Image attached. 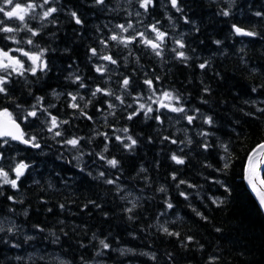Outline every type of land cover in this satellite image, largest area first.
I'll use <instances>...</instances> for the list:
<instances>
[{
	"label": "trees",
	"instance_id": "16d2710c",
	"mask_svg": "<svg viewBox=\"0 0 264 264\" xmlns=\"http://www.w3.org/2000/svg\"><path fill=\"white\" fill-rule=\"evenodd\" d=\"M142 2L14 0L43 7L23 23L0 13L15 30L0 31L13 58L0 112L29 141L0 137V264H264L246 180L264 142V0Z\"/></svg>",
	"mask_w": 264,
	"mask_h": 264
},
{
	"label": "snow or ice",
	"instance_id": "6c2138e0",
	"mask_svg": "<svg viewBox=\"0 0 264 264\" xmlns=\"http://www.w3.org/2000/svg\"><path fill=\"white\" fill-rule=\"evenodd\" d=\"M103 0H97V3H102ZM43 3L44 4H48L49 3V0H43ZM152 3V0H143L141 6L144 7L145 9L147 8V6L149 4ZM171 3H172V6L175 8L177 7V0H171ZM14 4V0H3V5H0V13H3L4 16L8 17L10 20L11 19H18L20 22H24L25 21V17L26 15L29 14L30 11H34L37 7H43V4L41 5H37L35 3H29L25 6H22L21 4L19 3H15L14 6L11 8V10H7L5 9L4 5H13ZM57 11V9L55 8H48L46 11L43 12V16L41 17L42 19L43 18H47L48 16H50L53 12ZM177 11H179V8H177ZM224 15H228V12L225 11L223 13ZM71 15L73 17H76V13L73 12L71 13ZM257 15H260V13H257ZM76 23H81L80 19L79 18H76ZM0 24H3V21H0ZM24 27L27 28V24L25 23L24 24ZM118 27H120L122 30L124 31H127V29L124 28L123 25H119ZM132 25L129 24L128 25V28H131ZM235 31L238 33V34H245V35H254V33L252 32H244L243 29L241 28H238L236 26H233ZM152 30L154 32L157 33V39H162L165 35V33H161L158 31V29L155 27V25L152 26ZM0 31H4V32H13L15 31L13 28L11 27H3V28H0ZM29 31H31L32 35L35 36L37 33L31 29H29ZM142 35V34H141ZM12 39H14V37H10ZM111 39L113 40H116L118 39L117 36L113 35L111 37ZM133 39H135V37H133ZM121 42H124V41H121ZM147 45H150L151 48L153 49V51L156 52L157 55H160V52L158 51L159 49V44L157 43H154L152 40H145L144 41ZM28 43H32L31 40L28 41ZM178 44H180V47H183V44L180 42V41H177ZM217 43H219V41H217ZM93 54H95V49H93ZM0 55L4 56V57H7L9 60H12L13 58L11 56H9V54L7 52H3L2 50H0ZM24 55H28V53H24ZM178 57H181V58H185V54L183 52H179L178 54ZM33 59V62L35 63L36 59H38V57H35L33 56L32 57ZM104 59L106 60H111L112 63H116V61L112 60L111 57H104ZM17 64L19 63V61H15ZM9 65H6L4 64L2 61H0V68H7ZM201 68L204 67L203 64L200 65ZM33 72H35V68L32 69ZM97 71H102L101 68H97ZM77 79H79V77H77ZM7 83V80L6 78L4 77H0V93H5L6 92V88H5V84ZM146 83H148L149 85H151V81H146ZM128 85V80L125 79L124 81V86L126 87ZM97 91H102L101 89H97ZM93 95H95V93H93ZM165 95H171L169 93H166ZM73 100L76 99L75 96L72 97ZM119 99V97H118ZM176 99H179V97H176ZM72 107H78V105L76 104H73ZM111 107V105H110ZM144 105H141V108H143ZM152 109L149 107L147 109L148 112H150ZM173 111H178V112H182L184 111L183 108H174L172 109ZM261 111H264V109H261ZM0 115H8L10 116V114L7 112V110L5 109L4 112ZM28 115H31V116H34L36 115L35 112H30ZM129 119H131V116L129 117ZM192 117H188V120L189 122L192 121ZM206 123H209L211 124L212 123V120H211V117L207 118ZM52 124L53 126L55 127L56 126V118L53 117L52 118ZM15 130V131H14ZM51 131V129H49ZM19 131V125L15 124L14 121L11 122V125L9 126L8 123H0V137H11L12 139L14 140H22L23 143H29L28 140H23V136L22 134H19L17 135L16 133ZM125 131H127V129H125ZM56 135H60L59 132L56 133ZM35 139V138H33ZM129 140H131V144L130 145H126V147H131L132 145H134L136 143L135 140H132L131 137H128ZM68 144L70 145H73V146H76L79 141L77 139H71V140H68L66 141ZM5 143H7V141H5ZM34 146H39L38 144L37 145H34ZM258 149H259V153L257 152V149H254L252 153L249 154L248 156V167H249V170H253L255 165H258V164H264V145H261V146H258ZM105 150H107L105 148ZM103 159V157H101ZM173 160H176L177 163H183V160L176 157L175 155H173L172 157ZM108 163L110 165H112L113 167H115L117 165V161L116 160H109ZM27 167V165H23V164H20L17 166V178L23 174V169ZM225 167H227V164H225ZM5 176H7V173H3ZM103 175V174H101ZM6 182H9L12 184L13 187H16V182L13 180V181H6ZM250 183H252V181L250 180L249 181ZM108 183H113V181H108ZM260 183L262 185H264V180H261ZM161 191H163V189H161ZM254 191L257 192V195L259 197V202L262 206H264V191H260V190H257L254 186ZM168 207H172L171 204L168 205ZM128 211H131V209H128ZM3 229H0V231H2ZM165 232H168V229L165 228L164 229ZM169 234H172V233H169ZM189 239H191V237H189ZM100 243L103 245L104 248H108L109 245L106 244L103 240L100 241ZM154 258V257H153Z\"/></svg>",
	"mask_w": 264,
	"mask_h": 264
},
{
	"label": "water",
	"instance_id": "95a60500",
	"mask_svg": "<svg viewBox=\"0 0 264 264\" xmlns=\"http://www.w3.org/2000/svg\"><path fill=\"white\" fill-rule=\"evenodd\" d=\"M0 114H2V113L0 112ZM12 121H14L15 124L19 125V131L16 134L17 135L22 134L23 140H26L24 128L18 120L11 118L7 115H0V123H8L10 126ZM8 138H11V137H8ZM15 141L22 142V140H15ZM261 145H264V143ZM256 149H257V152L259 153L258 147ZM263 171H264V164L255 165L254 169L251 171L249 170V167H247V171H246L247 183L253 191H254V186L257 190L264 191V185H262L260 183V181L263 180V176H262ZM250 180L252 181V183L249 182ZM254 192H255L256 196L258 197L257 192L256 191H254ZM258 199H259V197H258ZM263 208H264V206H263Z\"/></svg>",
	"mask_w": 264,
	"mask_h": 264
},
{
	"label": "rangeland",
	"instance_id": "374dc122",
	"mask_svg": "<svg viewBox=\"0 0 264 264\" xmlns=\"http://www.w3.org/2000/svg\"><path fill=\"white\" fill-rule=\"evenodd\" d=\"M6 60H9V59L7 57L0 55V61L5 62Z\"/></svg>",
	"mask_w": 264,
	"mask_h": 264
},
{
	"label": "bare ground",
	"instance_id": "6f19581e",
	"mask_svg": "<svg viewBox=\"0 0 264 264\" xmlns=\"http://www.w3.org/2000/svg\"><path fill=\"white\" fill-rule=\"evenodd\" d=\"M241 29H243V28H241ZM243 30H244V32H249L248 30H245V29H243ZM242 35H245V34H242ZM261 144H262V143H261ZM261 144H260V145H261Z\"/></svg>",
	"mask_w": 264,
	"mask_h": 264
}]
</instances>
